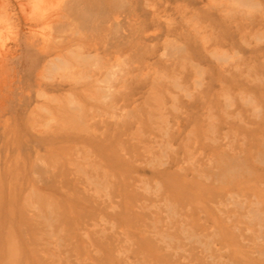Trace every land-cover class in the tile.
<instances>
[{"label":"rangeland","instance_id":"rangeland-1","mask_svg":"<svg viewBox=\"0 0 264 264\" xmlns=\"http://www.w3.org/2000/svg\"><path fill=\"white\" fill-rule=\"evenodd\" d=\"M28 1L0 0V264H264V0Z\"/></svg>","mask_w":264,"mask_h":264},{"label":"bare ground","instance_id":"bare-ground-1","mask_svg":"<svg viewBox=\"0 0 264 264\" xmlns=\"http://www.w3.org/2000/svg\"><path fill=\"white\" fill-rule=\"evenodd\" d=\"M27 1V0H26ZM70 1V0H69ZM72 1V0H71ZM83 1H86V0H83ZM83 1H79V0H74V2H73V5L75 6V7H79V6H81V7H79V8H82V6L84 5V7L86 8L87 7V11H89L90 10V8L92 7V5H94L93 3L95 2V1H99V0H94V2L92 1H90L89 2V4H87V6H86V4L85 3H87L88 2V0L86 1V2H83ZM105 2V0H101L100 2ZM111 1V0H110ZM28 2H30V3H28L30 6L29 7H31L32 6V8H33V10L34 11H36V12H38L39 14L44 10V9H46L48 6H46L47 5V3H50L48 0H29ZM109 2V1H108ZM114 2V1H113ZM1 3H3L4 4V2H1ZM97 4H98V2H96ZM95 3V4H96ZM27 4V5H28ZM69 4H71V3H69ZM96 4V5H97ZM106 4V3H105ZM110 4V3H109ZM113 4V3H112ZM111 4V7L113 6L114 7V5L115 4H113L112 5ZM49 5V4H48ZM53 5V4H52ZM96 5H94V8L95 7H97ZM102 5V4H101ZM100 5V6H101ZM25 6V5H24ZM51 6V5H50ZM63 6V5H62ZM102 6H104V5H102ZM106 6H107V4H106ZM105 6V7H106ZM20 7V6H19ZM28 7V6H27ZM46 7V8H45ZM59 7V6H58ZM68 7H70V6H68ZM77 7V8H78ZM117 7V6H116ZM124 7V6H123ZM50 8H52V7H50ZM63 8V7H62ZM65 8V7H64ZM97 8H99V7H97ZM104 8V7H103ZM107 8V7H106ZM119 8V7H118ZM57 9V8H56ZM92 9V8H91ZM105 9V8H104ZM55 10V9H54ZM72 10V9H71ZM78 10V9H77ZM82 11H83V9H81ZM96 10V9H95ZM102 10V9H101ZM44 11H46V10H44ZM44 11H43V13H44ZM56 11V10H55ZM54 11V12H55ZM60 11V10H59ZM59 11H58V13H59ZM66 11H68V10H66ZM91 11V10H90ZM109 11V10H108ZM110 11H116L115 9H111ZM6 12V11H5ZM78 12V11H77ZM86 12V11H85ZM84 12V13H85ZM102 12V11H101ZM104 12V11H103ZM52 13V12H51ZM67 13V12H66ZM69 13V12H68ZM96 13V12H95ZM106 13V12H105ZM111 13V12H110ZM61 14V13H60ZM63 15V14H62ZM68 15V14H67ZM70 15V14H69ZM68 15V16H69ZM55 16V15H54ZM59 16V15H58ZM65 15H63V17H64ZM34 17H36V16H34ZM33 17V18H34ZM39 17V16H38ZM62 17V16H61ZM37 18V17H36ZM60 18V17H59ZM44 19V18H43ZM114 19V18H113ZM55 20V19H54ZM108 20V19H107ZM58 23V22H57ZM114 23V22H113ZM116 24V23H115ZM63 25V24H62ZM64 25H65V23H64ZM114 26V25H113ZM61 28V27H60ZM99 30V29H98ZM62 31V30H61ZM36 32V31H35ZM64 32V31H63ZM62 36V35H61ZM50 38V37H49ZM57 38H59V37H57ZM47 39H48V37H47ZM124 39H126V38H124ZM123 39V41H125ZM47 41V40H46ZM58 42H60V40L58 41ZM125 43V42H124ZM126 44V43H125ZM49 45V44H48ZM45 46H46V44H45ZM97 46V45H96ZM7 48V47H6ZM43 48V47H42ZM129 54V53H128ZM97 55V54H96ZM100 56V55H99ZM116 58V57H115ZM129 58V57H128ZM49 62V61H48ZM47 62V63H48ZM50 63V62H49ZM66 67V66H65ZM46 68V67H45ZM65 70V69H64ZM64 76V75H63Z\"/></svg>","mask_w":264,"mask_h":264}]
</instances>
